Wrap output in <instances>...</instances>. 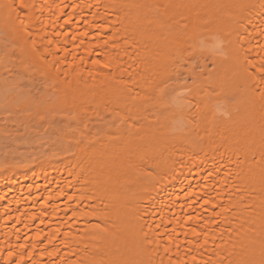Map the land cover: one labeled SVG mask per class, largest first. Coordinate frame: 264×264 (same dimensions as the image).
<instances>
[{"label":"bare ground","instance_id":"obj_1","mask_svg":"<svg viewBox=\"0 0 264 264\" xmlns=\"http://www.w3.org/2000/svg\"><path fill=\"white\" fill-rule=\"evenodd\" d=\"M261 65L264 0H0V264H264Z\"/></svg>","mask_w":264,"mask_h":264},{"label":"rangeland","instance_id":"obj_2","mask_svg":"<svg viewBox=\"0 0 264 264\" xmlns=\"http://www.w3.org/2000/svg\"><path fill=\"white\" fill-rule=\"evenodd\" d=\"M37 82H35V83H33L32 85L33 86H35V87H33V86H31L32 88H30L29 86L31 85V84H29L27 81H24L22 84H20V86L19 87H21V88H23V89H26V90H23V89H21V88H19L18 89V91L17 92H19V91H23V92H25V93H29V92H31V93H29V94H32L33 96L34 95H36V97H34V99L36 100L35 102H39L38 100H37V97H39L38 99H40V96H38V93H39V91H40V89H41V91H43V86L41 85V84H36ZM24 86V87H23ZM39 86V90L37 89V87ZM42 86V87H41ZM41 87V88H40ZM27 89H29V90H27ZM34 91V90H36V91H38V93L37 92H32V91ZM40 91V92H41ZM40 95L42 96V93H40ZM33 96H32V98H33ZM31 97V96H30ZM33 99V100H34ZM3 124H5V122L3 123ZM7 124V123H6ZM8 125V126H7ZM7 125H5V127L7 128V129H12V131H16L17 130V128L15 127V126H10V124H7ZM20 131V132H19ZM19 131H16V132H18L17 134L18 135H21L22 134V130H19Z\"/></svg>","mask_w":264,"mask_h":264},{"label":"snow or ice","instance_id":"obj_3","mask_svg":"<svg viewBox=\"0 0 264 264\" xmlns=\"http://www.w3.org/2000/svg\"><path fill=\"white\" fill-rule=\"evenodd\" d=\"M21 7H27V5L22 3L21 4ZM69 22L70 21H65V23H69ZM95 63H99V61H96ZM260 71L261 72H264V65H261ZM165 87H167V85ZM161 91L163 92L164 89H162ZM189 219H191V217H189ZM192 235L193 236H196V237H199L200 236V233L199 232H196L195 230H193ZM205 243H207V240H205ZM193 260H195V257H193Z\"/></svg>","mask_w":264,"mask_h":264}]
</instances>
